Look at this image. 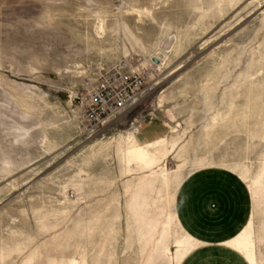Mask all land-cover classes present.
I'll return each instance as SVG.
<instances>
[{
  "label": "rangeland",
  "instance_id": "obj_1",
  "mask_svg": "<svg viewBox=\"0 0 264 264\" xmlns=\"http://www.w3.org/2000/svg\"><path fill=\"white\" fill-rule=\"evenodd\" d=\"M113 69L144 77L138 136L85 129L77 96ZM206 167L248 188L231 247L264 264V0H0V264H182L175 199Z\"/></svg>",
  "mask_w": 264,
  "mask_h": 264
},
{
  "label": "crops",
  "instance_id": "obj_2",
  "mask_svg": "<svg viewBox=\"0 0 264 264\" xmlns=\"http://www.w3.org/2000/svg\"><path fill=\"white\" fill-rule=\"evenodd\" d=\"M165 139L164 135L144 143L148 147ZM136 143L142 146L138 139ZM180 186L175 199L178 221L186 233L201 244L182 264H190L193 258L198 257L194 254L199 249L223 247L235 252L248 264L244 256L231 247L248 230L252 217L253 198L245 183L237 177L206 167L192 173ZM255 260L254 264H257Z\"/></svg>",
  "mask_w": 264,
  "mask_h": 264
},
{
  "label": "built area",
  "instance_id": "obj_3",
  "mask_svg": "<svg viewBox=\"0 0 264 264\" xmlns=\"http://www.w3.org/2000/svg\"><path fill=\"white\" fill-rule=\"evenodd\" d=\"M145 87L142 75L123 69H113L94 82L88 81L84 91L77 96L86 131L98 137L104 135V129L110 123L122 119L131 126L135 122L140 128L147 121L152 122L155 114L136 113Z\"/></svg>",
  "mask_w": 264,
  "mask_h": 264
},
{
  "label": "bare ground",
  "instance_id": "obj_4",
  "mask_svg": "<svg viewBox=\"0 0 264 264\" xmlns=\"http://www.w3.org/2000/svg\"><path fill=\"white\" fill-rule=\"evenodd\" d=\"M139 123H141V121L139 120ZM138 123V124H139ZM133 125H135L134 126V130H135V132H136V134H137V136H138V134H140L141 133V128L139 127V125H137L135 122H134V124ZM129 146H128V151L131 153V152H133V149L136 147V145H137V143H136V140H135V137L133 136L132 138H130V140H129ZM138 148H141V147H138Z\"/></svg>",
  "mask_w": 264,
  "mask_h": 264
}]
</instances>
